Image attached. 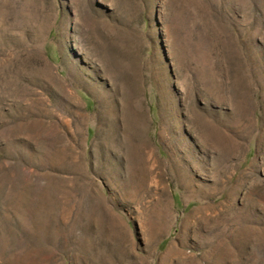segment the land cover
Segmentation results:
<instances>
[{
	"label": "rangeland",
	"instance_id": "rangeland-1",
	"mask_svg": "<svg viewBox=\"0 0 264 264\" xmlns=\"http://www.w3.org/2000/svg\"><path fill=\"white\" fill-rule=\"evenodd\" d=\"M0 264H264V0H0Z\"/></svg>",
	"mask_w": 264,
	"mask_h": 264
}]
</instances>
